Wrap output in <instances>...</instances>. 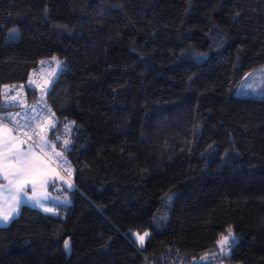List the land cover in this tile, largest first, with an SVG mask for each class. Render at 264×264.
<instances>
[{
  "label": "trees",
  "instance_id": "trees-1",
  "mask_svg": "<svg viewBox=\"0 0 264 264\" xmlns=\"http://www.w3.org/2000/svg\"><path fill=\"white\" fill-rule=\"evenodd\" d=\"M52 57L70 204L22 206L0 264H264V99L235 95L264 67V0H0V114Z\"/></svg>",
  "mask_w": 264,
  "mask_h": 264
},
{
  "label": "snow or ice",
  "instance_id": "snow-or-ice-1",
  "mask_svg": "<svg viewBox=\"0 0 264 264\" xmlns=\"http://www.w3.org/2000/svg\"><path fill=\"white\" fill-rule=\"evenodd\" d=\"M52 60L56 62L58 68L61 66V62L56 57H52ZM45 63V61H41V64ZM261 72H264V69H261ZM29 82L34 83L31 78ZM4 95L7 96V92ZM10 99L15 100L16 97H11ZM3 107L7 108L8 104L5 103ZM7 120L15 124L16 127L15 129L10 128L5 117L0 116V179L6 182L0 184V223L3 224H7L11 219H14L18 214L20 206L28 202L24 199L27 196L26 188L28 185H31L33 192L32 196H28V200L33 201L36 207H43L45 212L51 211L50 208L44 207L41 203L42 199H47V195L38 196L37 187L44 188L52 177L64 179V177L56 172V168L53 165L64 170L70 168L67 159L63 155V151H57L56 144L47 140L46 136L40 137L41 142L28 144L27 149H23L21 145L25 144L26 141L21 139L19 135H13L12 133L14 131L17 133L23 131V134L29 140H33L36 133L31 130L30 122L25 119V123L20 124L10 114ZM70 123L74 124V122ZM55 126V122H53L51 127ZM25 129L27 131H24ZM68 143L70 141H64L65 150ZM68 187L71 188L72 185L69 184ZM134 235H136L140 246L143 247L149 233L144 232L143 235L134 233ZM235 239L233 230L229 226L227 235H221L220 239L216 242L223 255H228L229 249L235 242ZM64 247L66 251L70 249L69 241L65 240Z\"/></svg>",
  "mask_w": 264,
  "mask_h": 264
},
{
  "label": "rangeland",
  "instance_id": "rangeland-1",
  "mask_svg": "<svg viewBox=\"0 0 264 264\" xmlns=\"http://www.w3.org/2000/svg\"><path fill=\"white\" fill-rule=\"evenodd\" d=\"M18 38H19L18 28L13 27L7 32V35H6L7 42L16 41ZM45 62L46 63L41 64V66L38 68L37 72L33 73L32 76L30 77L31 80L34 81V83H30V85L36 86L37 89L39 88V90H40V93H39L40 96L39 97H42V98H44L43 94L46 92L45 90L48 89V87L53 82V80H55L57 74L60 72V69H61V66L58 68L56 62H54L53 60H49V61H45ZM261 69H264V67H261L259 69H256L254 71L247 73L241 79V81L238 83V85L236 86V89H235V95L236 96L255 98V99H264V72H261ZM249 74H251V75H249ZM249 85H251V87H249ZM16 88L19 89L20 97L24 98L25 102L36 101V99L34 101H29L27 99L23 87H16ZM42 101H45V100H42ZM25 105L26 104L23 103V106H25ZM13 111H15V112L11 113L10 114L11 116L17 115L18 112H19V114L25 113L24 115H29V116L31 114V112H29V113L23 112V111H21V109L19 111H18V109H13ZM0 116L5 117V120H6L8 117V112L0 114ZM11 124H13V123H11ZM39 124H40L39 127L37 126L38 131H36V133H38L37 139H36L37 143L41 142L40 141L41 136H46V139L51 141V139L47 135L48 129L51 127V126H47L48 125L47 119L46 118L44 119L42 117L39 121ZM9 127L12 128V126L10 124H9ZM45 127H47L45 132H44L45 134H40L39 132H43ZM12 134L17 135L15 132H13ZM27 146H28V144H26V143L21 145V147L25 150L27 149ZM56 150L59 151L57 149V146H56ZM37 151H39V149H37ZM53 167L56 168V172L60 176L64 177V179H57L56 177H52L49 180L48 184L44 188H41L38 186L37 190H36L38 196L42 197L45 194L47 195V199H42L41 203L44 205V207L50 208L51 211L45 212L43 207H36V206H34L33 201L28 200V196L33 195L31 185H28L26 188L27 196L24 197V199L28 202L24 203L20 206V208L18 210V214H19L22 206L26 205V206H29L31 208L37 209V210L41 211L42 213L57 215L59 212V208L64 207V206H68L70 204V200L68 199L67 193L73 188V186L71 188L68 187L69 184L72 185V183H71V180H72L71 167L68 168V170L61 169V168L57 167L56 165H53ZM2 183H6V182L3 181L2 179H0V184H2ZM18 214L15 217H17ZM9 222L7 224L0 223V227L7 226L9 224ZM157 228H159V227L157 226ZM146 232H148V231H146ZM134 233L139 234V235H143L144 232H142V233L134 232ZM134 233H132V238L134 239L136 244L139 247H141L139 242L137 241L136 235H134ZM148 233L150 235V232H148ZM148 237L145 239V242L148 239ZM236 242H237V239H235V242L231 245V247ZM231 247H230V249H231ZM230 249H229V252H230ZM219 250H220V248H219ZM203 258L204 259H201L200 262H205V261L209 260L207 258V256H205Z\"/></svg>",
  "mask_w": 264,
  "mask_h": 264
},
{
  "label": "built area",
  "instance_id": "built-area-1",
  "mask_svg": "<svg viewBox=\"0 0 264 264\" xmlns=\"http://www.w3.org/2000/svg\"><path fill=\"white\" fill-rule=\"evenodd\" d=\"M5 92H7V96L4 95ZM1 95L3 96L4 103L8 104V107L6 108V110L8 111V116H9V114L14 112L13 109H18V111L21 109V111L28 112V113L31 112L30 116L24 115L25 113L19 114V112H18L19 115H15L12 117L16 121H18L20 124H24L25 119H27L31 124V130L34 131L35 133H36V131H38L37 126L39 127V125H40L39 121L42 117L44 119L45 118L47 119V121H48L47 126H51V124L53 122H55V125H56V121H55V117L53 116V113L49 110L47 103L45 101H42V100H44V98L39 97L34 102H25L24 98L20 97L19 89L16 87H4L2 89ZM11 97H16V99L12 100V99H10ZM23 103H25L26 105L23 106ZM6 122H8V126L10 124L12 126V128L15 129V127H16L15 124H11V122H9L7 119H6ZM46 128L47 127H45L43 132H39V133L45 134L44 132H45ZM24 131H27V129H25ZM15 133L17 135H19V137L21 139L25 140L26 144L37 143L36 139H37L38 133H36L33 140H29L28 137L23 134V131H21L20 133H17V132H15ZM62 133L64 135H66L68 133L67 129H63Z\"/></svg>",
  "mask_w": 264,
  "mask_h": 264
},
{
  "label": "crops",
  "instance_id": "crops-1",
  "mask_svg": "<svg viewBox=\"0 0 264 264\" xmlns=\"http://www.w3.org/2000/svg\"><path fill=\"white\" fill-rule=\"evenodd\" d=\"M15 112V111H14ZM17 113V112H16Z\"/></svg>",
  "mask_w": 264,
  "mask_h": 264
}]
</instances>
